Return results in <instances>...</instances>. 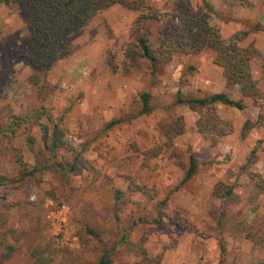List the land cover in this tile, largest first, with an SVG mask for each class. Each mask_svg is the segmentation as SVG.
Wrapping results in <instances>:
<instances>
[{
    "label": "rangeland",
    "instance_id": "obj_1",
    "mask_svg": "<svg viewBox=\"0 0 264 264\" xmlns=\"http://www.w3.org/2000/svg\"><path fill=\"white\" fill-rule=\"evenodd\" d=\"M149 1L162 11L168 10L172 2ZM187 1L197 12L207 2L212 10L210 24L223 39H233L242 47L253 46L257 50L252 75L261 97L256 104L244 100L243 111L217 106L219 117L229 121L233 131L215 145L197 133V113L172 106L177 92L186 97L228 93L211 51L177 55L154 78L144 68L125 72L123 53L137 14L116 5L72 33L73 51L62 56L49 71L47 82L54 90L42 102L35 88L27 83L29 67L23 62L28 14L0 5V121L5 122L10 115L27 108L45 106L52 117L51 124L60 125L66 141L84 159L81 174L67 183L56 182L50 174H44L39 187L30 181L24 190H19L21 200L34 206L11 208L9 225L28 230L29 235L18 232L22 235H18V242L6 238L5 245H0V264H30L28 249L36 242L55 252L53 264H96L97 252L93 244H84L80 229L89 221L111 227L109 207L115 190L124 193L121 205L125 219L140 206L145 207L143 214L153 209V204L146 203L140 194L127 190L131 182L154 188L156 201L167 198L165 221L169 230L140 226L129 236L133 242L145 239L143 245L149 255H161V264H219L221 236L228 264H260L264 259V124L258 122L260 108L264 107V0H248V6L234 0ZM109 58H113L116 72L108 66ZM143 91L154 96V112L99 134L107 122L131 111ZM229 94L234 100L240 99L235 90ZM179 116L185 125L184 134L174 140L180 160L166 150L157 157L151 155L164 141L159 123ZM27 136L33 139V150L37 152L38 127L21 128L9 143L0 145L3 175H17L19 166L15 159L19 156L33 165ZM188 150L202 166L190 182L182 184L183 171L178 161L186 162L184 152ZM250 155L251 162L245 165ZM218 183L233 186V200L224 202L212 195ZM15 194L1 188L0 202L17 201ZM176 217L184 230L171 224L170 220ZM240 222L254 234V240L246 239L245 233L235 228ZM6 245L14 251L7 253ZM137 261L123 247L112 264Z\"/></svg>",
    "mask_w": 264,
    "mask_h": 264
},
{
    "label": "trees",
    "instance_id": "obj_2",
    "mask_svg": "<svg viewBox=\"0 0 264 264\" xmlns=\"http://www.w3.org/2000/svg\"><path fill=\"white\" fill-rule=\"evenodd\" d=\"M234 1L241 6L249 5L248 0ZM0 5L26 11L28 14L27 51L23 55V62L29 67L27 83L35 88L37 97L42 102L54 90V87L47 82L49 71L62 56L69 55L73 51L70 40L72 33L82 28L100 12L116 5L137 14L131 24L123 53L125 72L129 69L144 68L145 72L154 78L177 55L193 56L203 51L213 53V64L221 69L228 93L186 97L177 92L172 105L183 106L197 113V133L212 145L233 131L232 124L219 117L218 105L243 111L244 100L256 104L261 97L258 82L252 75V61L257 56V50L253 46L242 47L233 39H223L219 30L210 24L212 10L207 2H203V9L198 12L187 0H172L166 11L158 9L149 0H0ZM112 60L113 58L108 59V66L116 72L117 67ZM234 90L239 94V100L230 97L229 92ZM170 107L167 108L168 112ZM156 109L154 96L149 91H143L138 94L137 104L131 111L107 122L99 134L116 126L129 124L141 116L151 114ZM51 122L49 110L42 105L27 108L20 114H12L5 122L0 121V145L9 143L21 128L40 129L37 152L33 150V139L26 137L27 147L33 153V165L30 166L19 156L15 159L19 170L14 178H9L0 172V189L7 188L16 193L17 200L11 203L0 202V245L2 246L5 245L8 237L18 242L22 237L21 234L29 235L28 230L21 231L11 227L8 220L11 208L20 205L34 206L28 201L23 202L19 194V190H24L27 182L32 181L39 187L42 175L50 174L54 181L64 184L71 177L79 176L82 172L81 165L84 159L81 152L66 141L60 125ZM258 122L264 124V107L260 108ZM158 126L164 141L162 145L151 151V155L157 157L166 150L170 151L172 157L180 160L181 155L175 152L174 140L185 132L183 118L170 117L160 122ZM184 155L186 162L178 161V166L183 171L182 184L190 182L202 166L189 150L185 151ZM250 159L251 155L245 165L251 162ZM258 186L263 188L262 184ZM127 190L130 193L140 194L146 203L153 204L152 211L143 214L141 210L145 207L140 206L138 211L131 213L129 219H125L122 216L121 205L124 193L115 190L113 202L109 207L111 227L93 221L84 223L80 229L84 244L86 246L93 244V250L97 252L96 264H112L113 257L123 247L127 254L138 258L135 264H161V255H149L143 245L145 239L133 242L129 236L140 226H151L168 231L169 227L165 221L167 198L156 201L157 193L154 188L134 182L128 185ZM46 194L52 199L51 194ZM212 195L224 202L233 200V186L218 183L214 186ZM170 222L180 231L185 228L177 217ZM217 225L221 228L220 219ZM235 228L245 233L246 239L254 240V234L247 231V226L243 222ZM32 233L36 235L34 230ZM218 242L221 257L219 264H228L222 236L219 237ZM4 248L7 253L14 251L11 245H6ZM28 252L30 264H53L55 252L50 247L36 242L31 244ZM260 264H264V259Z\"/></svg>",
    "mask_w": 264,
    "mask_h": 264
}]
</instances>
